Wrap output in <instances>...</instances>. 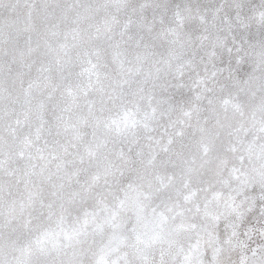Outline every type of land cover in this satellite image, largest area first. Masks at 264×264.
I'll use <instances>...</instances> for the list:
<instances>
[{
	"label": "snow or ice",
	"instance_id": "obj_1",
	"mask_svg": "<svg viewBox=\"0 0 264 264\" xmlns=\"http://www.w3.org/2000/svg\"><path fill=\"white\" fill-rule=\"evenodd\" d=\"M0 264H264V0H0Z\"/></svg>",
	"mask_w": 264,
	"mask_h": 264
}]
</instances>
